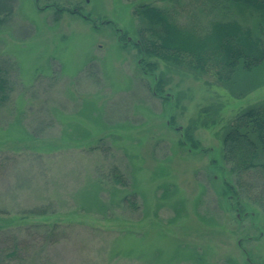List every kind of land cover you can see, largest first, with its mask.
I'll use <instances>...</instances> for the list:
<instances>
[{"label": "rangeland", "instance_id": "374dc122", "mask_svg": "<svg viewBox=\"0 0 264 264\" xmlns=\"http://www.w3.org/2000/svg\"><path fill=\"white\" fill-rule=\"evenodd\" d=\"M7 1L0 232L27 251L0 264H264V183L233 193L222 159L230 122L264 105V62L224 84L142 57L134 8L166 0ZM221 6L208 18L264 24Z\"/></svg>", "mask_w": 264, "mask_h": 264}, {"label": "trees", "instance_id": "16d2710c", "mask_svg": "<svg viewBox=\"0 0 264 264\" xmlns=\"http://www.w3.org/2000/svg\"><path fill=\"white\" fill-rule=\"evenodd\" d=\"M166 1L164 7L140 4L134 8L140 23L134 45L142 57L158 58L224 84L231 82L238 68L251 71L264 62L263 22L253 31L234 19L208 18L224 4L226 13L231 7L247 8L264 20V0H206L203 7L192 9H187L180 0ZM11 11L8 1L0 0V27ZM181 16L184 22H180ZM10 94L8 79L0 69V108L8 102ZM222 146V159L230 163L236 184L226 183L228 190L250 193L252 183L253 188H258L259 182L264 183V105L249 106L232 120L222 137ZM111 176L114 183L125 184L116 171ZM26 213L43 215L45 211L36 208ZM19 237L10 231L0 232L1 260L15 261L21 252L27 251Z\"/></svg>", "mask_w": 264, "mask_h": 264}, {"label": "water", "instance_id": "95a60500", "mask_svg": "<svg viewBox=\"0 0 264 264\" xmlns=\"http://www.w3.org/2000/svg\"><path fill=\"white\" fill-rule=\"evenodd\" d=\"M129 40H130V39L128 38L127 41H129ZM177 129L179 130L180 128H177ZM181 138H182V134H181Z\"/></svg>", "mask_w": 264, "mask_h": 264}]
</instances>
